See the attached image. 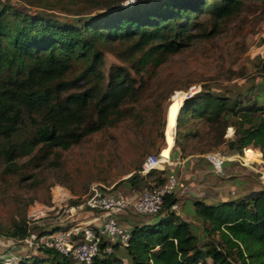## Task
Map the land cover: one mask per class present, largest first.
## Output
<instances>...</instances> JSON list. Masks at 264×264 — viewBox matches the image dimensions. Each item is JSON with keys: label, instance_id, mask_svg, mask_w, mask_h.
Returning <instances> with one entry per match:
<instances>
[{"label": "trees", "instance_id": "16d2710c", "mask_svg": "<svg viewBox=\"0 0 264 264\" xmlns=\"http://www.w3.org/2000/svg\"><path fill=\"white\" fill-rule=\"evenodd\" d=\"M247 1L264 0H137L74 24L0 0V173H16L25 158L29 164L44 162L55 150H70L131 115L124 105L138 100L137 79L125 66L105 73L101 42L126 45L140 74L181 52L203 18L213 30L201 36H213ZM75 66L81 69L73 74ZM198 121L212 124L208 136L214 146L226 143L230 155L256 161L261 156L264 163V76L222 94L201 90L187 97L178 111L173 160L204 155L187 152L189 137L200 136L189 129ZM139 169L126 180L133 190L144 184ZM166 182L164 177L157 184ZM177 203L175 193L167 194L157 215L132 223L129 246L115 244L107 253L102 242L91 264H264V188L217 203L197 200L192 222L174 210ZM4 234L30 236L26 225ZM43 250L45 259L23 257L12 264H74L53 248ZM0 264L11 263L0 258Z\"/></svg>", "mask_w": 264, "mask_h": 264}, {"label": "rangeland", "instance_id": "374dc122", "mask_svg": "<svg viewBox=\"0 0 264 264\" xmlns=\"http://www.w3.org/2000/svg\"><path fill=\"white\" fill-rule=\"evenodd\" d=\"M7 1L23 12L54 15L62 22L76 24L103 13L110 5L131 6L137 0ZM201 23L203 26L192 28L188 33V45L181 52L169 56L157 69L149 67L140 74L132 67L126 45L109 41L100 43L105 73L117 66L129 68L132 77L137 79L138 100L124 105L131 110V115L117 127L90 135L70 150L57 149L44 162L29 164L25 158L17 162L16 173H0V258L11 264L23 257L47 258L41 232L53 228L63 230L74 225L72 219L65 220L64 224L60 222L67 217L69 208L76 207L78 213L73 211L76 214L74 218L85 214L86 202L93 195V189L108 192V188L111 192L124 194L119 188L149 155H160L167 160L171 156L172 159L178 111L186 92L195 88L196 93L210 90L222 94L226 90L261 82L264 76V1L245 2L240 13L220 23L213 36H201L212 32V21L203 18ZM80 69V66H75L72 73L76 74ZM189 129L198 131L200 136L189 137L188 153L220 152L233 157L228 153L226 143L213 145L214 140L208 136L213 129L211 123L198 121L192 123ZM231 137L228 129L225 138ZM237 156L232 161L235 166L228 172L231 174L228 178L225 171L221 177L212 174L210 180L214 182L216 178L217 182L230 184L223 192L226 195L232 190V193L239 194L237 197L264 188L261 157L260 161L248 163L242 160L246 165L243 167ZM172 168L167 167L164 173L153 171L145 181L157 183L160 178L170 175ZM173 173L179 180L187 178L185 183L192 178L191 183L197 181V177L182 166ZM142 187L138 189V194ZM186 187L185 190L175 191L178 203L174 210L181 218L192 222L194 219L185 214L190 206L188 202L201 198L204 193L194 190L197 187L190 183ZM126 216L131 218V223L125 216L119 220L130 230L133 222L152 219V216L132 212ZM22 225H26L30 233L26 239L18 240L4 234ZM74 264L80 263L74 261Z\"/></svg>", "mask_w": 264, "mask_h": 264}, {"label": "built area", "instance_id": "2783aa9c", "mask_svg": "<svg viewBox=\"0 0 264 264\" xmlns=\"http://www.w3.org/2000/svg\"><path fill=\"white\" fill-rule=\"evenodd\" d=\"M196 92L195 88H192L184 95L187 98ZM205 158L212 166L214 173L218 175L223 173L225 163L231 159L220 152L207 153ZM166 161L160 155L152 154L146 157L138 171L140 177L144 179V184L136 198H129L119 192H111L108 188H106L108 192L93 189V195L86 202V208L99 210L107 215L101 225L93 227L89 224H77L74 220L76 214L73 212L76 210L78 213L77 209L71 207L67 211V217L61 221L64 224L65 220L72 219L75 224L67 229L44 235L41 241L47 247L73 258L80 264H91L100 253L102 242L107 243L105 249L107 253L113 252L115 244L122 247L129 246L131 230L120 223L118 215L132 212L137 215L155 216L162 208L164 197L184 187L183 183L173 175H168L167 182L163 185L145 181L153 171L163 173L167 167L174 164L171 156Z\"/></svg>", "mask_w": 264, "mask_h": 264}, {"label": "crops", "instance_id": "0c3cea01", "mask_svg": "<svg viewBox=\"0 0 264 264\" xmlns=\"http://www.w3.org/2000/svg\"><path fill=\"white\" fill-rule=\"evenodd\" d=\"M233 131V130H232ZM233 134V132H232ZM238 157V156H237ZM261 157V156H260ZM236 155H233V157L227 161L225 163L224 166V171L221 175H218L216 173H214L212 166L210 165V163L207 161V159L205 158V155H195L192 157H189L188 159H184V160H180V159H176L173 160L174 164L172 165L173 168L170 170V175L176 176L173 172L176 171V169L180 166L184 167V169H189L191 175L193 174L194 176L197 177V181L196 182H192L191 180H188L189 182L185 183L184 178L182 180V178L180 179V181H182L184 187L182 189H187V185L188 183H190L193 187H197L194 188L199 190V192H203V196L201 198H197L194 199V201H190L188 202L190 206H188L187 210L185 211L186 215H188V217L194 219V217L192 216V212H193V204L195 201L197 200H204L207 203H217L219 201H223V200H227L229 198H234L237 197L238 195H236V193H232L231 191L227 192V194L225 195L224 188L225 187H229L230 184L226 185L224 183L217 182L215 179L213 180L214 182H212V179L210 180L212 174L214 176H223L224 172L226 171V175L227 178L231 175L228 174V172H230L232 170V167L235 166V163L232 161H235ZM240 165L241 166H246L242 160L243 158L240 157ZM208 166V167H207ZM206 169V170H205ZM210 169V170H208ZM188 177V176H187ZM178 178V177H177ZM189 179V178H188ZM197 183V184H196ZM117 184H114L113 186L115 187ZM197 185V186H196ZM181 189V188H178ZM123 191V193L125 194V196L129 197V198H136L138 196V190H133L132 186L129 182H124V184L119 188V191ZM176 207V206H175ZM174 207V208H175ZM129 214L128 212L123 213L118 215L119 218H123L124 216L127 217L126 215ZM107 218V215L99 210L95 209H89L87 208V211L84 213H82L80 216H78L77 218H74V220L76 221L77 224H85V225H91L93 227H97L99 225H101ZM126 220H128V222H130L129 217L125 218ZM60 222H62L60 220ZM131 223V222H130ZM63 225V224H62ZM57 227H61L60 225H58Z\"/></svg>", "mask_w": 264, "mask_h": 264}, {"label": "bare ground", "instance_id": "6f19581e", "mask_svg": "<svg viewBox=\"0 0 264 264\" xmlns=\"http://www.w3.org/2000/svg\"><path fill=\"white\" fill-rule=\"evenodd\" d=\"M229 130H230V135H231L233 131H232L231 128H230ZM163 160H167V159H164V158H163ZM167 161H168V160H167ZM167 161H166V162H167ZM243 161H245L246 163H248V162H251L252 160H247V159H244V158H243Z\"/></svg>", "mask_w": 264, "mask_h": 264}]
</instances>
